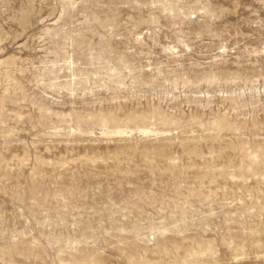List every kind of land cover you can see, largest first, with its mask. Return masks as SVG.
<instances>
[{"label":"rangeland","instance_id":"1","mask_svg":"<svg viewBox=\"0 0 264 264\" xmlns=\"http://www.w3.org/2000/svg\"><path fill=\"white\" fill-rule=\"evenodd\" d=\"M0 264H264V0H0Z\"/></svg>","mask_w":264,"mask_h":264}]
</instances>
